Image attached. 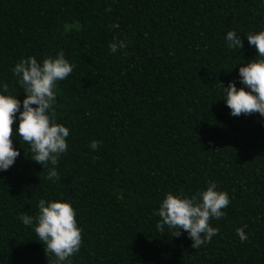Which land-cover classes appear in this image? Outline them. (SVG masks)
Instances as JSON below:
<instances>
[{
	"label": "trees",
	"instance_id": "16d2710c",
	"mask_svg": "<svg viewBox=\"0 0 264 264\" xmlns=\"http://www.w3.org/2000/svg\"><path fill=\"white\" fill-rule=\"evenodd\" d=\"M261 29L264 0H0V81L18 99L11 68L21 57L63 50L75 65L54 105L70 130L60 179H46L13 137L21 155L0 172V264H53L20 220L40 199L76 210L83 242L72 264H264V118L232 116L219 98L222 83L243 87L238 68L256 54L244 34ZM228 30L243 40L237 53ZM114 38L127 49L111 54ZM209 181L231 200L211 221L218 234L194 249L186 234L159 233L164 194Z\"/></svg>",
	"mask_w": 264,
	"mask_h": 264
},
{
	"label": "clouds",
	"instance_id": "9594fccd",
	"mask_svg": "<svg viewBox=\"0 0 264 264\" xmlns=\"http://www.w3.org/2000/svg\"><path fill=\"white\" fill-rule=\"evenodd\" d=\"M109 28L118 29L119 25L114 22ZM238 33L228 30L224 37L227 48L236 53L244 47ZM244 35L256 54L240 63L238 68L243 87H237L233 81L227 86L222 83L219 98H223L232 116L258 113L264 118V29ZM129 43L127 38H114L108 48L115 55L118 50H126ZM74 67L63 50L41 60L35 56L21 57L11 72L25 94L22 101L17 98L18 92L10 91L9 84L0 81V172H6L21 155L13 146L14 137L28 146L31 160L47 169L46 179L52 182L60 179L56 166L68 151L70 130L57 122L54 105L59 82L67 79ZM99 144L92 140L89 146L96 151ZM230 203L229 194L218 189L212 181L194 194L166 192L154 212L159 217L156 229L175 237L186 234L192 242L191 247L198 249L218 234V228L212 226L211 221L221 219ZM37 208L35 216H20L23 225L32 228L45 252L54 256L53 264H72L71 258L80 252L83 242V229L72 203L62 199H40ZM237 234L241 241L247 239L243 228H238Z\"/></svg>",
	"mask_w": 264,
	"mask_h": 264
}]
</instances>
